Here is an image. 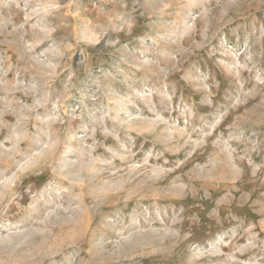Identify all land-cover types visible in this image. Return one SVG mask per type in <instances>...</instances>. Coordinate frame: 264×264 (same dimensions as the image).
I'll return each instance as SVG.
<instances>
[{
	"label": "rangeland",
	"instance_id": "rangeland-1",
	"mask_svg": "<svg viewBox=\"0 0 264 264\" xmlns=\"http://www.w3.org/2000/svg\"><path fill=\"white\" fill-rule=\"evenodd\" d=\"M0 264H264V0H0Z\"/></svg>",
	"mask_w": 264,
	"mask_h": 264
}]
</instances>
